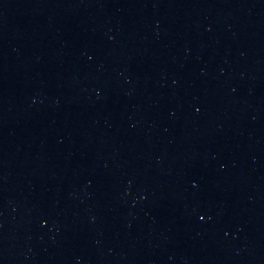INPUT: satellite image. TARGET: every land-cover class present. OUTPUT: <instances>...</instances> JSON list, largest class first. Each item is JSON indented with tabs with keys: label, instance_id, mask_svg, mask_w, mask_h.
<instances>
[{
	"label": "water",
	"instance_id": "1",
	"mask_svg": "<svg viewBox=\"0 0 264 264\" xmlns=\"http://www.w3.org/2000/svg\"><path fill=\"white\" fill-rule=\"evenodd\" d=\"M0 264H264V0H0Z\"/></svg>",
	"mask_w": 264,
	"mask_h": 264
}]
</instances>
